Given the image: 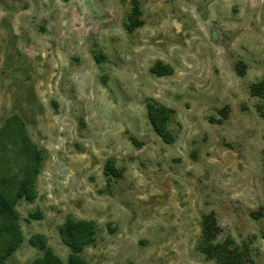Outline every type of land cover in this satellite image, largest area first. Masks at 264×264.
<instances>
[{
	"label": "rangeland",
	"instance_id": "374dc122",
	"mask_svg": "<svg viewBox=\"0 0 264 264\" xmlns=\"http://www.w3.org/2000/svg\"><path fill=\"white\" fill-rule=\"evenodd\" d=\"M138 1L144 25L129 33L133 0H0V128L20 116L46 156L35 200L16 205L24 241L8 264L42 258L36 236L67 261L70 216L96 224L89 264H221L200 250L211 212L220 243L264 264V98L250 90L264 0ZM158 62L173 75H153ZM152 101L175 112L172 144Z\"/></svg>",
	"mask_w": 264,
	"mask_h": 264
},
{
	"label": "trees",
	"instance_id": "16d2710c",
	"mask_svg": "<svg viewBox=\"0 0 264 264\" xmlns=\"http://www.w3.org/2000/svg\"><path fill=\"white\" fill-rule=\"evenodd\" d=\"M142 15L139 1L133 0L131 14L125 25L129 33L144 25ZM236 71L240 76L245 74L242 64L236 66ZM151 73L158 77H166L173 75L174 70L158 62L151 68ZM250 90L252 96L264 98V75L259 82L251 86ZM174 113V110L155 101L148 105V119L155 133L166 144L175 141L169 129ZM221 115L222 119L226 120L229 116V107L223 109ZM45 157V153L29 137L23 119L16 114L9 117L0 128V264H8L7 260L24 241L16 205L22 199L35 200L37 179ZM105 175L114 179L122 177L113 160L107 162ZM60 232L64 243L71 251L67 261L55 255L43 236H36L30 243L42 249L44 256L33 264H89L83 259L82 253L96 243V224L93 221L76 220L70 216ZM220 234L221 228L216 214L214 212L205 214L202 219L200 250L207 258L216 259L221 264H255L247 247L241 249L228 243L222 244L218 241Z\"/></svg>",
	"mask_w": 264,
	"mask_h": 264
}]
</instances>
